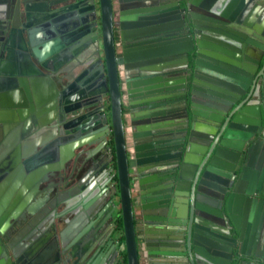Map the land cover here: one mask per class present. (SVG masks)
<instances>
[{
	"label": "flooded vegetation",
	"instance_id": "obj_1",
	"mask_svg": "<svg viewBox=\"0 0 264 264\" xmlns=\"http://www.w3.org/2000/svg\"><path fill=\"white\" fill-rule=\"evenodd\" d=\"M74 2L75 0H9L10 14L17 13L19 28L28 51H31L28 29H34L37 33L51 27L57 37L60 36L58 32L61 29L68 33L76 30L73 23L77 19L74 20V17L82 18L83 15L89 14L80 11L81 5L71 7ZM263 2L264 0H235L233 10L237 11V14L234 15L236 16L234 20L208 17L211 21L203 20L202 29L198 34L199 42L202 44L213 43L226 49L231 54V58L241 65L245 63L248 71L245 70L242 77L246 79V86L250 84L251 95L260 91L264 84ZM122 5V0H112L114 49L120 60L117 62V72L125 148L128 161L133 163L128 165V172L139 264L171 263V261H164L170 256L162 253H148L146 226L150 227V231L153 230L156 236H164V239L154 241L156 248L160 249L166 244L165 241L169 236H173L176 251L181 253L178 256L180 263L196 264L194 259L190 260L184 252V231L191 221L189 206L190 203L196 202V191L194 190L193 193V190L187 189L190 183V188H193L191 178L194 171L193 165L185 167L184 173L189 180L179 182L184 189H175L176 193L172 190L175 176L174 165L182 162L180 153L184 154L182 146L186 132L184 96L165 97L167 94L183 92V65L180 58L176 56L173 61L163 60L150 64L149 67L156 68L143 69L141 70L143 74L139 76L136 71L134 72L136 70L134 67L126 66L125 61V57L135 54L136 47L139 45L156 44V46L159 45L157 47L159 50L165 52L171 44L178 43L182 37H187V34L171 35V31L165 28L158 33L129 37L127 36L129 29L124 26L129 22L121 19ZM28 8L33 9L28 11L26 10ZM176 9L180 12L178 8ZM5 15L6 12H0V16ZM65 16L68 19H65ZM239 16H242L240 23L236 21ZM26 23H28L27 26H25ZM4 30L6 31L0 34V60L5 59L7 54L5 45L7 28ZM207 32H216L222 40L216 38L217 42H214L212 34L209 35ZM89 34H94L92 27ZM92 43L93 41L90 44ZM224 43L229 47H225ZM37 48L42 50L43 46L37 44ZM84 51L85 48L81 53ZM76 57L72 50H67L63 54L62 64L57 65L58 60H50L46 57L38 61L34 55L31 56L35 67L53 83L55 95L48 91L44 98L36 99L32 92L28 97L23 86H18L22 89L23 95L21 99L15 101L10 99L9 86L4 87V99L0 98V111L3 112V116L0 117V155L1 152L4 154L0 157V162L15 149L16 145L19 149L20 162L14 165L11 171L2 172V178H0L2 194L10 191L11 183H17L12 189V197L4 203L0 213V264H127L126 252L124 250L117 252L124 240V233L110 96L108 92H102L75 98L74 95L84 89L86 84L79 86L78 92H69L73 83L80 84L85 78L83 72L87 66H82L85 60H79ZM101 59L103 61V56ZM47 65L52 68H48ZM30 73L32 74L25 76L28 81L31 77H37L34 72ZM141 81L146 82L147 86L159 85L157 88L159 91L154 94L158 99L153 102L152 107H139L133 104L137 100L135 96ZM167 87L171 89L166 90ZM28 88L31 91L30 85ZM63 91L67 93L58 97V94ZM16 102H19V106L15 105ZM9 109L14 110L19 116L17 122L6 121L5 113ZM149 112H155L156 116H151ZM137 113H143L139 114V119H137ZM145 116L147 118L138 124L137 120ZM92 117L97 122L85 127ZM17 127L19 139L17 142H10L8 140L10 132ZM140 128L142 131L150 132L148 141L153 143L152 156L168 157L166 160L151 163L150 176L154 180L150 182V188L143 189V194L139 192V179L146 174L138 171L139 165L134 157L136 153L134 134L136 135ZM73 136L76 138L58 145L60 139ZM254 141H257L258 147L264 149V136L259 133ZM73 142H79V145L69 152L66 147ZM7 144H12L9 152L5 151ZM61 146L65 147L67 153L63 161L60 160ZM57 148H59V159H54L52 156ZM188 154L192 157L195 153L189 148ZM234 154H236V161L231 163L232 168H235L243 158L240 152H234ZM40 159L45 161L37 164L36 162ZM218 160L219 158H215V161ZM17 168L12 180L6 182L8 176ZM209 168L210 176L217 181H226L224 186H229L237 174L236 171L223 166L210 165ZM169 194L174 200L168 206ZM239 195L232 193L229 188L225 194H220V197L213 199L216 206L214 212L218 214L216 219L221 223L219 222L217 229L214 230V239H207L209 244L214 246L210 250L214 254L200 257L198 259L200 264H251L249 261H255L254 264H264V261L260 259H254L245 254L237 255L236 249H232V246L239 244V240L234 226L228 225L227 202H229V211L241 230L240 238L244 248L248 245L252 230V225L248 226V221H244L243 207H240L242 208L240 212L236 211L235 206L240 197H242L241 203L243 202V194ZM201 196L203 195L199 194L198 197L201 198ZM245 196L247 195L244 194ZM253 197L264 199L263 194ZM187 199L190 201L189 205ZM142 200L146 205L147 222H144L141 214ZM153 204H157V207H152ZM157 209L158 211L153 214L152 212ZM159 212L165 215H158ZM81 213H84L86 220L81 222L75 234H66V241L62 244L61 231L67 225L75 224ZM262 229V227L255 228L253 240H259ZM261 249V252H264V248ZM55 253H57L56 260L53 259ZM73 254H77V258L73 257Z\"/></svg>",
	"mask_w": 264,
	"mask_h": 264
},
{
	"label": "water",
	"instance_id": "obj_2",
	"mask_svg": "<svg viewBox=\"0 0 264 264\" xmlns=\"http://www.w3.org/2000/svg\"><path fill=\"white\" fill-rule=\"evenodd\" d=\"M122 1L121 19H126L129 22L124 25L129 29L127 36L140 37L142 35L158 33V31L165 28L171 31V35L176 33L187 34V37H182L179 42L177 41L178 43L171 44L165 52L157 48L159 45L147 44L145 46H137L133 56L125 57L126 66L130 68L134 67L136 69L134 72L136 71L139 76L143 74V71H141L143 69L151 70L156 68L155 66L149 67L150 64L163 60L173 61L176 56L180 58V62L183 65V92L167 94L165 97L171 98L175 95H183L185 104L186 132L184 143L182 144L184 154L180 153L182 162L174 165L173 192H175V189H184L179 184L180 181L189 180L184 173L185 167H191L192 165L194 167L191 175L193 188H190V183L187 189L193 190V193L194 190L196 191V202L190 203L189 199H187L188 205L190 203L189 215L191 221L184 231V252L190 260L191 258L194 259L196 264H200L198 261L200 257L214 254L210 251L214 246L210 245L207 240L208 238L214 239V230L221 223L216 219L218 214L214 212V208L216 207L214 200L220 197V194H225L227 189L231 188L232 193H238L240 194L239 196L243 194V202L241 203L242 197H240L235 208L237 212H240L242 210L240 207L242 206L244 221H248V226L252 225L248 245L244 248V244L240 238L241 230L238 227L237 221L231 215L228 208L229 202H227L228 225L234 226L239 240V244L232 246V249H236L237 255L245 254L254 259L264 261V252H261V248H264V199L253 197L258 194L264 195V149L258 147L257 141H254L257 134L260 133L264 136V84L260 91L258 90L251 95L252 90L249 91L250 84L246 86V79L242 77L243 72L245 70L248 71L245 63L241 65V63L231 58V54L226 49L213 43L202 44L199 42L198 35L202 29L201 22L203 20L211 21L209 18H231L234 20L236 17L234 15L237 14V11L233 10L235 0ZM8 3L9 0H0V12H6L5 16H0V34L6 31L4 28H7L8 34L5 39L7 48L6 58L0 60V98H3V91L6 85L9 86L10 99L15 101L21 99L23 95L22 89L18 86H23L28 97H30L29 94L32 92L36 99L44 98L48 91L55 95L56 90L53 83L35 67L31 56L34 55L38 61L49 57L50 60H58L57 65H61L63 54L67 50H72L73 55L77 56V59L85 60L82 66H87L83 72L84 81L80 84L73 83L69 92L77 91L79 86L86 84L84 89L79 92L77 91L78 93L74 95L75 98L102 92L109 93L121 219L124 233V240L119 245L117 252L122 250L126 252L127 264H139L128 172V165H132L133 163L128 161L125 148L117 72V62L120 60L115 54L114 49L112 0H75L71 7H79L81 5L80 11L89 15H83L82 18L78 16L74 17V20L77 19L73 23V27L76 30L68 33L66 30L61 29L58 32L60 34L59 37L51 30V27L42 29L41 32L37 33L34 29H28V42L31 51H28L26 48L19 28L17 13L15 15L13 13L10 14ZM32 9L28 8L26 10L32 11ZM64 18L68 19L67 16ZM262 18L264 22V2ZM241 20L242 16L236 18V21L239 23ZM163 23L165 24L164 26ZM27 25L28 23L25 24V26ZM91 27L94 31L93 35L89 34ZM207 34H212L214 42H217L216 38L222 40V37L216 35V32H207ZM92 41L93 43L90 44ZM37 44H41L43 49H38ZM224 45L225 47H229L225 43ZM83 48H85V51L81 53ZM102 56L103 61L101 59ZM47 66L48 68H52L50 65ZM30 72L37 74V77H31L28 81L25 76L32 74ZM29 85L31 86V91L28 88ZM139 85L140 88H137L138 93L135 96L137 100L133 104H137L139 107L154 106L153 102L158 99L154 94L159 91L157 89L159 85L153 84L147 86L144 81H141ZM170 89L171 87L166 88V90ZM65 93L67 92H60L58 97L65 95ZM15 105L19 106V102H16ZM149 113L153 117L156 116L155 112ZM139 114L143 113H137V119H139ZM2 116L3 112L0 111V117ZM5 116H7L6 121L17 122L19 119V116L12 109L7 110ZM21 116L23 117V115ZM143 118L137 120V123H142L147 117ZM96 122L95 118L92 117L88 120L89 124L85 125V127L92 126ZM18 135L19 128L17 127L10 132L8 140L10 142H17L19 139ZM148 135H150V132L142 131V128L139 129L136 135L134 134L136 145L134 157L137 160V165H139L138 171L146 174V176L139 179V192L142 194L143 189L150 188V182L154 180L150 176L152 173L150 171L151 163L157 160L168 159L167 156H159V158L152 156L151 149L153 143L151 144L148 141ZM73 138H76V136L60 139L58 145ZM144 139L145 141L142 142ZM77 145H79V142H73L66 147V150L71 152ZM11 146L12 144H7L5 151L9 152ZM189 148L195 153L192 157L188 154ZM231 151L240 152L242 153L241 158L243 157L235 168H232L231 163L236 161V154L234 152L231 153ZM3 154L1 152L0 157ZM66 155L65 147L61 146L60 160L63 161ZM53 157L54 159H59V148L56 149ZM215 158H219V160L215 161ZM44 161L45 159H40L35 162L39 164ZM19 162L20 154L18 145H16L15 149L0 162V178H2V172L11 171L13 166ZM210 165L223 166L224 168L236 171L237 174L231 184L229 186L225 185V187L226 181L221 182L219 180V182L208 174ZM18 168L15 171L13 170V173L8 176L6 182L12 180ZM16 184L11 183V189L6 194H2L0 190V213H2L4 203L12 197V189L15 188L14 185ZM1 187L2 185H0ZM147 192H149L148 189ZM199 194L203 196L199 198ZM244 194L247 196L244 197ZM173 200V196L169 194L168 206ZM140 207L144 222H147V210L143 200L140 202ZM152 207H157V204H153ZM157 211L158 209L152 213L154 214ZM157 214L165 215L161 212ZM175 216L178 217L179 215L175 214ZM192 217H194L193 222ZM83 220H86V217L84 213H81L75 224L71 223L61 231L60 239L62 244L66 241V234H75ZM257 227L263 228L258 241L253 240L252 236L255 234V228ZM146 229L145 237L147 239L146 249L148 253H162L170 256L164 259L165 262L171 261L170 264H181L178 259L181 253L176 251L174 237L169 236L168 240L165 241L166 244L159 249V247H155L156 243L154 241L164 239V236H156L153 230L150 231V227L146 226ZM56 254L53 258L55 260L57 259ZM14 256L16 258L17 254L15 253ZM72 256L77 258V254H73ZM249 262L254 264L255 261Z\"/></svg>",
	"mask_w": 264,
	"mask_h": 264
}]
</instances>
